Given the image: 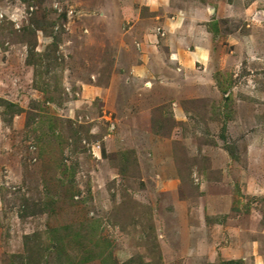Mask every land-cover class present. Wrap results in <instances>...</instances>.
Listing matches in <instances>:
<instances>
[{"label":"rangeland","instance_id":"1","mask_svg":"<svg viewBox=\"0 0 264 264\" xmlns=\"http://www.w3.org/2000/svg\"><path fill=\"white\" fill-rule=\"evenodd\" d=\"M0 264H264V0H0Z\"/></svg>","mask_w":264,"mask_h":264},{"label":"crops","instance_id":"2","mask_svg":"<svg viewBox=\"0 0 264 264\" xmlns=\"http://www.w3.org/2000/svg\"><path fill=\"white\" fill-rule=\"evenodd\" d=\"M199 4L200 5L197 8L198 11L196 12V15L197 17H200V22H198L195 27H190L189 25H187V27L184 26L185 30L183 31H188L191 35L189 42H191L193 47H189L188 52L192 60L195 63H201L202 65L208 67V63L212 55L210 42L214 35V31L209 28L206 22L212 20V13L215 12V8L209 5L208 2H199ZM182 43H186L185 40H183ZM176 58L174 57L171 60H176Z\"/></svg>","mask_w":264,"mask_h":264}]
</instances>
